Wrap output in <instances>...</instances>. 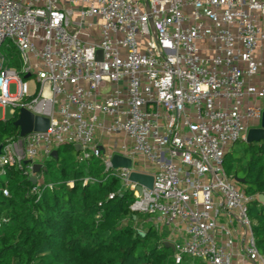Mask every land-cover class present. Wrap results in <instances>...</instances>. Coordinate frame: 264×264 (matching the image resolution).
I'll return each instance as SVG.
<instances>
[{
  "label": "built area",
  "instance_id": "obj_1",
  "mask_svg": "<svg viewBox=\"0 0 264 264\" xmlns=\"http://www.w3.org/2000/svg\"><path fill=\"white\" fill-rule=\"evenodd\" d=\"M263 72L264 0H0V107L49 120L0 142V178L19 170L40 197L54 188L42 176L52 153L78 145V162L100 159L131 212L169 232L175 264H234V251L264 264L249 217L259 196L225 169L260 127ZM114 156L132 168L115 170Z\"/></svg>",
  "mask_w": 264,
  "mask_h": 264
},
{
  "label": "trees",
  "instance_id": "obj_2",
  "mask_svg": "<svg viewBox=\"0 0 264 264\" xmlns=\"http://www.w3.org/2000/svg\"><path fill=\"white\" fill-rule=\"evenodd\" d=\"M15 121H0V142L19 136ZM242 144L240 152L233 148L226 155L225 169L244 181L241 189L247 195L258 197L264 194V142ZM57 151L42 173L44 184L54 188L40 197L31 193L33 180L19 170H9L0 180V188L10 193L9 198L0 193V220H5L0 264H175L159 231L131 212L133 195L120 192L100 159L80 163L71 145ZM249 217L264 259V204L257 198Z\"/></svg>",
  "mask_w": 264,
  "mask_h": 264
},
{
  "label": "water",
  "instance_id": "obj_3",
  "mask_svg": "<svg viewBox=\"0 0 264 264\" xmlns=\"http://www.w3.org/2000/svg\"><path fill=\"white\" fill-rule=\"evenodd\" d=\"M100 55V54H99ZM30 76H27L26 79H29ZM15 127L19 129L20 136L26 137L29 134L33 132H46L49 128V120L47 118L43 117H35L30 112L26 110H21L18 119L15 121ZM264 142V113L261 119V124L259 128L251 129L247 136V144L252 143H260ZM76 152L79 153L81 151L80 146L74 147ZM0 154H1V147H0ZM58 156V151H54L52 153V158L56 159ZM112 166L113 168L119 169V168H125V169H131L132 168V161L127 158H123L120 156H114L112 159ZM41 171V166L36 165L34 167V173L38 174ZM34 183H36L35 179H32ZM235 182L238 185L243 184V180H240L238 178H234ZM131 181L134 183H139L140 185L151 189L153 184L152 177L133 173L131 175ZM140 191V189H138ZM258 201L262 204H264V194L259 195ZM168 248H170L172 251H174V247L171 244H165Z\"/></svg>",
  "mask_w": 264,
  "mask_h": 264
},
{
  "label": "rangeland",
  "instance_id": "obj_4",
  "mask_svg": "<svg viewBox=\"0 0 264 264\" xmlns=\"http://www.w3.org/2000/svg\"><path fill=\"white\" fill-rule=\"evenodd\" d=\"M3 52H4V54H6V55H10V52L7 50V49H3ZM28 83H27V85H28V88H29V92L30 93H33L34 92V90H35V86H36V84H35V79L34 78H32V79H29V81H27ZM11 93L12 94H15L16 93V86L15 85H12L11 86ZM12 118V113H11V109L10 108H6V109H4V108H1L0 107V121H2V120H10ZM256 125L257 126H259L260 125V122H256ZM245 147V145L244 144H242V143H238V144H236L235 146H234V150H236V151H238V152H240L243 148ZM232 150V149H231ZM0 180L1 181H4L5 180V177H3V178H0ZM239 187L241 188V185H239ZM140 218H147L145 215H141V214H139L138 215ZM159 231V233H160V235H161V241H165V240H167V238H168V236H169V232L168 231H166V229H159L158 230ZM188 263L189 264H192V260H189L188 259Z\"/></svg>",
  "mask_w": 264,
  "mask_h": 264
},
{
  "label": "crops",
  "instance_id": "obj_5",
  "mask_svg": "<svg viewBox=\"0 0 264 264\" xmlns=\"http://www.w3.org/2000/svg\"><path fill=\"white\" fill-rule=\"evenodd\" d=\"M263 75H264V72L262 73ZM243 237H242V233H239V235H238V242L240 243H242L243 242ZM235 252V258H234V264H251L250 263V261H248V260H246V261H242L241 259H239L238 258V256H237V251H234Z\"/></svg>",
  "mask_w": 264,
  "mask_h": 264
}]
</instances>
